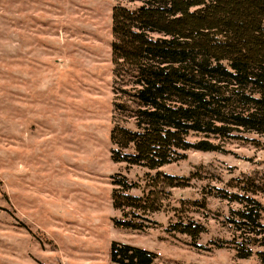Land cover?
Segmentation results:
<instances>
[{"label": "rangeland", "instance_id": "374dc122", "mask_svg": "<svg viewBox=\"0 0 264 264\" xmlns=\"http://www.w3.org/2000/svg\"><path fill=\"white\" fill-rule=\"evenodd\" d=\"M116 0H0V264H112L113 242L156 255L153 264H264V241L238 257L246 237L232 221L243 200L264 208V135L210 141L220 152L189 150L161 172L162 209L130 216L140 231L115 227L112 177L148 193L156 171L111 158L114 126L112 13ZM132 127V125H128ZM159 185V183H158ZM201 225L197 245L170 232ZM264 227V212L261 216ZM258 239H264V228ZM223 245V247H218Z\"/></svg>", "mask_w": 264, "mask_h": 264}, {"label": "trees", "instance_id": "16d2710c", "mask_svg": "<svg viewBox=\"0 0 264 264\" xmlns=\"http://www.w3.org/2000/svg\"><path fill=\"white\" fill-rule=\"evenodd\" d=\"M112 37L111 158L156 171L145 181L143 197L130 194L136 184L126 176L112 177V206L124 216L114 224L140 231L144 226L129 217L162 209L160 183L182 186L161 168L184 159L189 150L222 151L207 140L191 143V134L223 141L245 132L264 135V0H116ZM255 187L264 193V186ZM233 198L244 204L232 221L236 232L255 233L233 242L238 257L248 259L251 248L264 241L257 238L264 208L255 199ZM169 231L189 236L201 248V225L180 221ZM110 257L112 264L156 259L148 250L118 242Z\"/></svg>", "mask_w": 264, "mask_h": 264}]
</instances>
